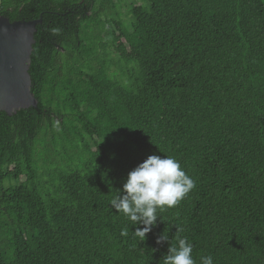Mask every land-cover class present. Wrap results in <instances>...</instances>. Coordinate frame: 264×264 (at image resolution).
Masks as SVG:
<instances>
[{
  "label": "trees",
  "instance_id": "16d2710c",
  "mask_svg": "<svg viewBox=\"0 0 264 264\" xmlns=\"http://www.w3.org/2000/svg\"><path fill=\"white\" fill-rule=\"evenodd\" d=\"M0 16L41 18L37 104L0 112V264H163L177 235L197 264H264V0H0ZM152 154L196 186L142 240L110 201Z\"/></svg>",
  "mask_w": 264,
  "mask_h": 264
},
{
  "label": "clouds",
  "instance_id": "9594fccd",
  "mask_svg": "<svg viewBox=\"0 0 264 264\" xmlns=\"http://www.w3.org/2000/svg\"><path fill=\"white\" fill-rule=\"evenodd\" d=\"M195 186V181L175 157L152 154L128 173L122 190L112 197L110 205L118 213H123L133 225H143L134 231L143 240L157 224L158 213L165 206L172 208L178 205ZM176 228L177 233L183 231ZM128 231V228H123L121 236H127ZM168 240V235L163 233L157 243ZM176 241V245L169 246L163 264H197L192 255L193 245L179 235ZM200 264H214L213 257H200Z\"/></svg>",
  "mask_w": 264,
  "mask_h": 264
},
{
  "label": "water",
  "instance_id": "95a60500",
  "mask_svg": "<svg viewBox=\"0 0 264 264\" xmlns=\"http://www.w3.org/2000/svg\"><path fill=\"white\" fill-rule=\"evenodd\" d=\"M32 21L9 22L0 16V112L12 113L35 107L28 69L36 26Z\"/></svg>",
  "mask_w": 264,
  "mask_h": 264
},
{
  "label": "rangeland",
  "instance_id": "374dc122",
  "mask_svg": "<svg viewBox=\"0 0 264 264\" xmlns=\"http://www.w3.org/2000/svg\"><path fill=\"white\" fill-rule=\"evenodd\" d=\"M138 1H140V0H120L121 3H131V2H138ZM123 66H124V67H123V68L121 67V70L124 72L126 66H125V65H123ZM131 66H132V65H131ZM120 74H121V72L119 71V72H118V75H120Z\"/></svg>",
  "mask_w": 264,
  "mask_h": 264
}]
</instances>
